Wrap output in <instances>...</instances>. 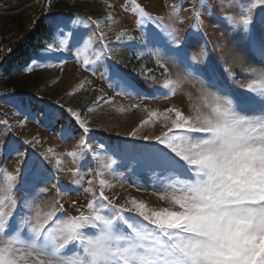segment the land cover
<instances>
[{
    "label": "snow or ice",
    "instance_id": "snow-or-ice-1",
    "mask_svg": "<svg viewBox=\"0 0 264 264\" xmlns=\"http://www.w3.org/2000/svg\"><path fill=\"white\" fill-rule=\"evenodd\" d=\"M235 2L220 0V6ZM130 5L141 35H128V41L142 39L143 46L152 49L149 55L155 57V67L161 70L163 88L167 90L165 98L169 93L175 96L186 84L195 95L188 114L176 106L163 111L143 109L148 118L140 122L141 126L158 123V135L137 136V129L127 133L129 137L152 142L133 146L132 150L138 153L146 169L161 172L160 187L164 191L158 199L163 206L149 207L136 198L116 203V198L105 195L107 185L103 179L99 181L98 193L89 180L84 192L91 198L84 207L76 209L77 214L65 216L63 205L37 203L44 194L37 191V185H46L53 173L43 160L25 159L12 172L0 168L4 178L0 182V264H264V71L251 70L254 78L245 87L253 95L234 102L232 90L223 83L215 65L208 63L202 67L190 63L176 29L164 25L162 17L153 16L138 0H130ZM199 5L198 0H191L187 9L195 23L201 20L205 0H199ZM105 6L107 10L113 7L106 0ZM170 7L179 11L177 5ZM50 9L51 3L44 10ZM257 9L264 10V0H249L244 7L239 22L245 32L253 24ZM107 14L111 20V12ZM225 18L233 20L232 16ZM71 20L73 25L84 28L101 24L100 19L91 16L86 22L79 15ZM62 23L67 24L58 21L57 28ZM149 23H156L161 32L143 31ZM103 35L96 37L93 33L84 43L90 45L94 39H103ZM116 41H120V36ZM59 45L55 51L69 47L64 39ZM158 46H162V52L155 50ZM47 49L52 51L54 46L48 44ZM258 55L264 58V47L258 49ZM162 57L182 66L184 74L172 77ZM98 59H104L103 50ZM246 65L247 62H240L241 68ZM51 66L41 63L42 68ZM25 67L29 73L33 71ZM152 71L144 65L139 74L148 78ZM222 75L225 79L234 78L229 69ZM111 79L122 94L143 95L119 71L112 72ZM187 95L191 101L193 92ZM100 102L112 103L106 96H98L96 104ZM131 108L137 109L139 105L132 104ZM116 111L122 113L125 108L118 107ZM83 115L62 103L53 113L56 122L67 116L73 125L61 130L62 138L74 139L77 132L81 136L78 150L66 153L74 164L77 157L99 160L111 151L103 142L92 146V130ZM8 127L2 124L0 130ZM21 147L13 143L7 154L0 151V164H7L12 152L22 154ZM53 151L49 148L42 155L45 160L54 159L56 171L61 172L62 159L50 156ZM116 163L109 156L103 167L110 169ZM69 172L73 185L81 186L84 177L79 168ZM97 175L102 173L98 171Z\"/></svg>",
    "mask_w": 264,
    "mask_h": 264
},
{
    "label": "rangeland",
    "instance_id": "rangeland-1",
    "mask_svg": "<svg viewBox=\"0 0 264 264\" xmlns=\"http://www.w3.org/2000/svg\"><path fill=\"white\" fill-rule=\"evenodd\" d=\"M49 1L51 9L45 11ZM106 2L113 6L111 10L106 9L105 0H40L38 10L42 8L46 15L49 36L44 48L32 57L27 66L33 71L29 73L24 68L15 75L13 81L17 88H5V77L0 72V125H9L0 130V151L7 154L9 145H22V154L12 152L7 164H0V168L12 172L25 159L43 160L45 167L53 173V179L46 185L43 182L37 185V191L44 193L38 197L37 203L63 205L65 216L77 214L76 209L84 207L91 198L84 192V188L89 186V180L98 193L99 181L103 179L107 185L104 188L105 195L116 198V203L136 198L149 207L163 206V202L158 199L164 191L160 187L161 172L146 169L138 153L132 150L133 146L152 142L129 137L127 133L137 129V136L159 134L161 127L158 123L141 126L140 122L148 118L143 111L145 107L163 111L167 107L176 106L188 114L190 104L195 100L194 91L189 84L175 96L169 93L165 98L167 90L163 88L161 70L155 67V57L149 55L152 49L145 48L142 39L128 41V35H141V29L135 24L137 17L131 11L130 0ZM138 3L153 16L162 17L164 25L176 29L184 42L183 47L190 63L202 67L208 63L215 65L223 83L232 90L234 102L253 95L245 86L254 78L252 69L264 71V58L258 55V49L264 47V10L257 9L254 12V22L249 31L245 32L239 21L249 0H236L235 4H225L224 7L220 6V0H205L206 6L199 23H195L191 12L187 11L191 7V0H138ZM171 5H177L179 11L171 8ZM108 11L111 12V20L108 18ZM75 15L84 17L85 22L88 16L100 19L101 24L90 28L73 25L71 17ZM226 16H232L233 20L229 21ZM61 20L67 24L62 23L57 28V22ZM143 31L160 33L161 29L156 23H149L144 25ZM93 33L96 37L103 33V39H94L92 44L86 46L84 41ZM117 36H120L119 42L116 41ZM2 37V45L7 49L10 36ZM61 39L69 47L65 51H55L60 47ZM48 44H52L54 50L49 51ZM105 45L110 47H103ZM102 50L104 59H98ZM155 50L162 52V46ZM241 61L247 62L245 68L240 67ZM162 62L167 64L172 77H176L178 73L184 74L183 67L174 60L162 57ZM2 63L0 56V67ZM41 63H50L52 66L42 68ZM144 65L153 69L148 78L139 74V69ZM225 69L232 72L233 79L224 78L222 74ZM114 71L124 74L143 95L122 94L111 79ZM189 92H193L191 101L187 95ZM98 96H106L112 103L100 102L97 105ZM60 103L65 108L71 106L83 112V118L89 122L92 130L89 139L93 147L103 142L111 151L102 155L99 160L77 157L74 164L66 153L78 150L81 136L77 132L74 139L62 138L61 130L73 125L67 116L60 122L53 119V113ZM132 104H138L139 108L132 109ZM118 107L125 108V111H116ZM88 108L92 109L91 112L87 111ZM25 140L34 143L24 144ZM49 148L54 150L50 156L62 159L63 171H56L54 159H44L42 154ZM109 156L117 161L110 169L103 167ZM77 167L84 177L83 184L79 187L73 185V176L69 172V169ZM98 171L102 175L98 176ZM23 178L22 176L21 179ZM3 179L0 175V182ZM57 182L59 187L56 186ZM19 198L20 194L17 193V199Z\"/></svg>",
    "mask_w": 264,
    "mask_h": 264
},
{
    "label": "trees",
    "instance_id": "trees-1",
    "mask_svg": "<svg viewBox=\"0 0 264 264\" xmlns=\"http://www.w3.org/2000/svg\"><path fill=\"white\" fill-rule=\"evenodd\" d=\"M39 1L0 0V72L5 77V88H17L15 75L44 48L49 36L46 15L42 8L38 10ZM2 36H10L7 49L2 45Z\"/></svg>",
    "mask_w": 264,
    "mask_h": 264
}]
</instances>
